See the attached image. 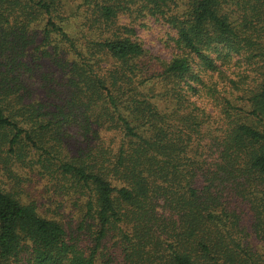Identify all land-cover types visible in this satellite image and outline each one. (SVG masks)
<instances>
[{
  "label": "trees",
  "instance_id": "obj_1",
  "mask_svg": "<svg viewBox=\"0 0 264 264\" xmlns=\"http://www.w3.org/2000/svg\"><path fill=\"white\" fill-rule=\"evenodd\" d=\"M0 264H264V0H0Z\"/></svg>",
  "mask_w": 264,
  "mask_h": 264
},
{
  "label": "rangeland",
  "instance_id": "obj_2",
  "mask_svg": "<svg viewBox=\"0 0 264 264\" xmlns=\"http://www.w3.org/2000/svg\"><path fill=\"white\" fill-rule=\"evenodd\" d=\"M169 30L166 26L150 20L144 26L137 28V34L144 45L153 55L161 58H168L169 51L166 42L168 41Z\"/></svg>",
  "mask_w": 264,
  "mask_h": 264
}]
</instances>
